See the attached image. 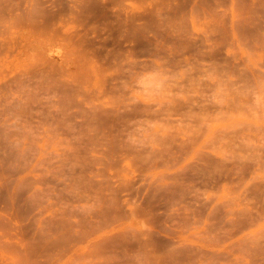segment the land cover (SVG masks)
<instances>
[{
  "label": "rangeland",
  "instance_id": "rangeland-1",
  "mask_svg": "<svg viewBox=\"0 0 264 264\" xmlns=\"http://www.w3.org/2000/svg\"><path fill=\"white\" fill-rule=\"evenodd\" d=\"M0 264H264V0H0Z\"/></svg>",
  "mask_w": 264,
  "mask_h": 264
}]
</instances>
